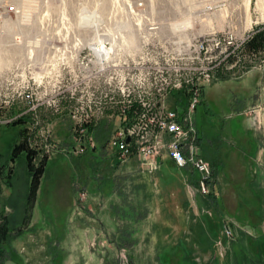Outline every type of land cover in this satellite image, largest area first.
<instances>
[{
	"label": "rangeland",
	"instance_id": "obj_1",
	"mask_svg": "<svg viewBox=\"0 0 264 264\" xmlns=\"http://www.w3.org/2000/svg\"><path fill=\"white\" fill-rule=\"evenodd\" d=\"M129 3H142L145 12ZM98 15L110 37L116 22L147 17L167 32L182 31L193 17L190 35L250 37L238 65L202 88L194 113L199 154L211 168L208 192L200 173L190 164L178 168L166 153L156 169L138 156L120 162L108 146L121 127L117 108L108 104L87 120L72 116L66 69L60 87L38 88L49 104L32 110L20 97L41 72L32 65L67 47L82 17ZM0 16V264H213L212 250L235 239L238 226L261 223L264 47L249 44L264 26V0H0ZM166 104L182 109L188 96L176 91ZM43 160L29 198L31 170Z\"/></svg>",
	"mask_w": 264,
	"mask_h": 264
},
{
	"label": "built area",
	"instance_id": "obj_2",
	"mask_svg": "<svg viewBox=\"0 0 264 264\" xmlns=\"http://www.w3.org/2000/svg\"><path fill=\"white\" fill-rule=\"evenodd\" d=\"M132 5L136 11L145 12L142 3H129L130 8ZM9 11L16 9L9 7ZM100 17L89 18L82 27L77 26V31L68 33V46L54 49L51 59L32 65L41 72L31 74L20 97L33 106L32 110L49 104L51 98L38 88L60 87L61 69H66V86L75 108L72 116L87 120L101 115L108 104L117 108L121 127L108 146L120 162L138 156L150 160L156 169L158 158L166 153L178 168L190 164L200 173L201 189L208 192L211 168L199 154L194 113L202 88L219 70L238 65L250 37L239 38L233 31L190 35L187 31H172L171 27L167 32V27L154 17H147L135 25L116 22V27L128 24L130 30L112 33V42H108L107 22ZM176 91L188 96V104L182 109H171L166 104ZM91 141L88 139L93 147ZM80 148L86 149L83 143ZM224 232L232 236L230 227L225 226Z\"/></svg>",
	"mask_w": 264,
	"mask_h": 264
},
{
	"label": "crops",
	"instance_id": "obj_3",
	"mask_svg": "<svg viewBox=\"0 0 264 264\" xmlns=\"http://www.w3.org/2000/svg\"><path fill=\"white\" fill-rule=\"evenodd\" d=\"M257 33H261V43L264 47V26L261 27ZM261 128L262 127L259 129ZM260 149L261 147L259 145L257 150L260 151ZM167 161H163L164 163L162 162V166H168L170 161L166 163ZM262 200L261 223L258 226L243 224L236 229L234 228L236 231V238L224 239L221 245H218V250L216 248L217 251L215 253L213 251L214 249L212 250L213 254L216 255L214 259H211L213 264H264V197ZM167 226L170 228L169 230H171V218L167 219ZM171 246L174 247V245Z\"/></svg>",
	"mask_w": 264,
	"mask_h": 264
},
{
	"label": "trees",
	"instance_id": "obj_4",
	"mask_svg": "<svg viewBox=\"0 0 264 264\" xmlns=\"http://www.w3.org/2000/svg\"><path fill=\"white\" fill-rule=\"evenodd\" d=\"M261 33H257L253 40H251L250 44H249V47L251 48H257L259 46H261ZM18 123H21V122H25V119L22 118V119H19V121H17ZM18 148H23V145H20ZM27 157L28 159L31 158V152L28 151L27 153ZM45 160H43L41 163H40V166L37 168V169H33L31 170V175H32V179H33V182H32V191H31V195L29 198H32L34 196V193L36 192V190L38 189V186H39V180L40 178L42 177V174L44 173L45 171Z\"/></svg>",
	"mask_w": 264,
	"mask_h": 264
},
{
	"label": "bare ground",
	"instance_id": "obj_5",
	"mask_svg": "<svg viewBox=\"0 0 264 264\" xmlns=\"http://www.w3.org/2000/svg\"><path fill=\"white\" fill-rule=\"evenodd\" d=\"M96 16H84V17H82L81 19H80V26L82 27L86 22V20L87 19H89V18H95ZM188 20L190 21V24H189V26L188 27H186V28H184L182 31H180V32H185V31H187L188 29H190V28H193L194 27V21H193V17H190V18H188ZM104 22V21H103ZM96 23L94 22L93 23V26L95 25ZM105 24V23H104ZM129 26L126 24H124V25H120V26H117V28H116V30L114 31V33L115 32H117V33H119V34H123V33H125L127 30H129V29H127ZM171 28H172V26H171ZM107 30V29H106ZM173 30V29H172ZM129 32V31H128ZM107 34H108V31H107ZM112 38L113 37H108V39H107V41L108 42H112Z\"/></svg>",
	"mask_w": 264,
	"mask_h": 264
},
{
	"label": "water",
	"instance_id": "obj_6",
	"mask_svg": "<svg viewBox=\"0 0 264 264\" xmlns=\"http://www.w3.org/2000/svg\"><path fill=\"white\" fill-rule=\"evenodd\" d=\"M128 142H129V140H128Z\"/></svg>",
	"mask_w": 264,
	"mask_h": 264
}]
</instances>
